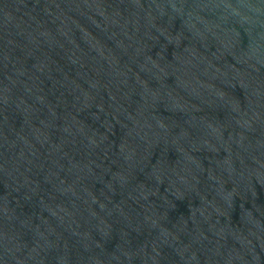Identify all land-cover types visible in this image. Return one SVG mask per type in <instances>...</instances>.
Masks as SVG:
<instances>
[{"label":"water","instance_id":"1","mask_svg":"<svg viewBox=\"0 0 264 264\" xmlns=\"http://www.w3.org/2000/svg\"><path fill=\"white\" fill-rule=\"evenodd\" d=\"M0 264H264V0H0Z\"/></svg>","mask_w":264,"mask_h":264}]
</instances>
